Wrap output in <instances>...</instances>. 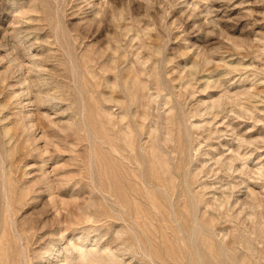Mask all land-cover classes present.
Here are the masks:
<instances>
[{
  "label": "rangeland",
  "instance_id": "obj_1",
  "mask_svg": "<svg viewBox=\"0 0 264 264\" xmlns=\"http://www.w3.org/2000/svg\"><path fill=\"white\" fill-rule=\"evenodd\" d=\"M0 264H264V0H0Z\"/></svg>",
  "mask_w": 264,
  "mask_h": 264
}]
</instances>
